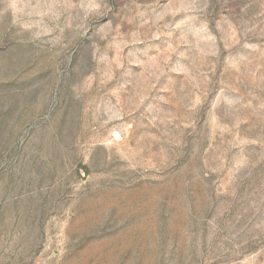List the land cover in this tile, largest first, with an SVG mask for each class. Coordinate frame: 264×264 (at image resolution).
Here are the masks:
<instances>
[{
	"label": "rangeland",
	"instance_id": "1",
	"mask_svg": "<svg viewBox=\"0 0 264 264\" xmlns=\"http://www.w3.org/2000/svg\"><path fill=\"white\" fill-rule=\"evenodd\" d=\"M0 264H264V0H0Z\"/></svg>",
	"mask_w": 264,
	"mask_h": 264
}]
</instances>
